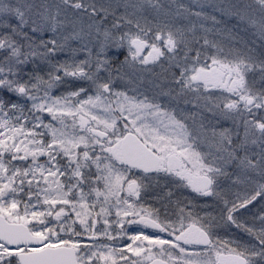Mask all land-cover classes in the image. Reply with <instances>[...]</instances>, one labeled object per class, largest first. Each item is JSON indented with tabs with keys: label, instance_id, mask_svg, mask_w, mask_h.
Returning <instances> with one entry per match:
<instances>
[{
	"label": "snow or ice",
	"instance_id": "1",
	"mask_svg": "<svg viewBox=\"0 0 264 264\" xmlns=\"http://www.w3.org/2000/svg\"><path fill=\"white\" fill-rule=\"evenodd\" d=\"M164 8L0 0V264H264V0Z\"/></svg>",
	"mask_w": 264,
	"mask_h": 264
},
{
	"label": "rangeland",
	"instance_id": "2",
	"mask_svg": "<svg viewBox=\"0 0 264 264\" xmlns=\"http://www.w3.org/2000/svg\"><path fill=\"white\" fill-rule=\"evenodd\" d=\"M36 2H40V0H36ZM48 2H58V0H48ZM118 2L120 3H133V2H136V0H118ZM159 2L163 5H165V8L163 9V12H168L169 10H171V17L170 19H172L176 24L177 26H182V25H187L189 20L185 18L184 15L180 16V17H177L175 16V12L177 11V5L179 4H184L185 6H194L197 4L198 0H159ZM215 2H220V0H215ZM230 2L232 3H237V4H243V3H250L252 2V0H230ZM195 10H199L198 8L195 9ZM120 11H123V9L121 8ZM181 12H183L182 9H180ZM152 15H154V13H152ZM149 18L151 19V16H149ZM193 21H195V18L194 17H190ZM198 23V21H196ZM210 26V25H209ZM240 37L244 40V41H248L251 39V36L250 34H245L244 32H241L240 33ZM213 38H216L215 36L213 35H210L209 36V39H213ZM221 39H224V40H227V37H223ZM238 43V42H237ZM238 46L243 48V44H240L238 43ZM160 69H157V72H159ZM257 82L259 84V79L257 77ZM158 84H160L161 86H163L166 81L164 80H160V81H157ZM142 89H147V90H157L155 89L151 79L149 78H145L144 80H142V82L140 83L139 85ZM188 107H191V105H189ZM215 123V122H214ZM218 127H223V128H233V124L230 120H223L221 119L220 121V124L218 125ZM239 132L241 134V136L243 135V128L240 127L239 129ZM250 148L255 151V152H259L260 151V147L259 145H250ZM236 189H233V191H235ZM242 190V188H241ZM255 203V202H254ZM251 207V206H250ZM253 212H256L257 209L256 208H253L252 209ZM251 217L249 216V219ZM259 222L257 221V224Z\"/></svg>",
	"mask_w": 264,
	"mask_h": 264
},
{
	"label": "flooded vegetation",
	"instance_id": "3",
	"mask_svg": "<svg viewBox=\"0 0 264 264\" xmlns=\"http://www.w3.org/2000/svg\"><path fill=\"white\" fill-rule=\"evenodd\" d=\"M209 203H211V201H209ZM207 211H209V212H213V214H215V213H214V210H213L212 208H208ZM246 238H247V237H246Z\"/></svg>",
	"mask_w": 264,
	"mask_h": 264
}]
</instances>
